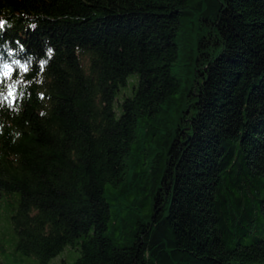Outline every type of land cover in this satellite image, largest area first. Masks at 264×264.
<instances>
[{"label":"trees","instance_id":"1","mask_svg":"<svg viewBox=\"0 0 264 264\" xmlns=\"http://www.w3.org/2000/svg\"><path fill=\"white\" fill-rule=\"evenodd\" d=\"M0 20L19 256L264 264V0H0Z\"/></svg>","mask_w":264,"mask_h":264},{"label":"rangeland","instance_id":"2","mask_svg":"<svg viewBox=\"0 0 264 264\" xmlns=\"http://www.w3.org/2000/svg\"><path fill=\"white\" fill-rule=\"evenodd\" d=\"M10 213H12V207H9L3 198L0 209V263L28 264V259L22 258L14 251V235L7 218Z\"/></svg>","mask_w":264,"mask_h":264},{"label":"snow or ice","instance_id":"3","mask_svg":"<svg viewBox=\"0 0 264 264\" xmlns=\"http://www.w3.org/2000/svg\"><path fill=\"white\" fill-rule=\"evenodd\" d=\"M4 27V21L3 20H0V30H2Z\"/></svg>","mask_w":264,"mask_h":264}]
</instances>
